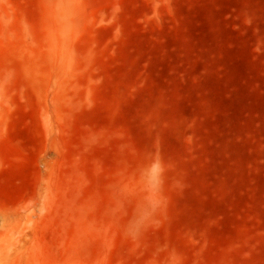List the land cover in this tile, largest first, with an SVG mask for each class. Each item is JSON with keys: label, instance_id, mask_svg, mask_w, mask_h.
<instances>
[{"label": "rangeland", "instance_id": "rangeland-1", "mask_svg": "<svg viewBox=\"0 0 264 264\" xmlns=\"http://www.w3.org/2000/svg\"><path fill=\"white\" fill-rule=\"evenodd\" d=\"M0 264H264V0H0Z\"/></svg>", "mask_w": 264, "mask_h": 264}, {"label": "clouds", "instance_id": "clouds-1", "mask_svg": "<svg viewBox=\"0 0 264 264\" xmlns=\"http://www.w3.org/2000/svg\"><path fill=\"white\" fill-rule=\"evenodd\" d=\"M162 168V164L157 163L155 160H153L147 168V171L149 174L156 173Z\"/></svg>", "mask_w": 264, "mask_h": 264}]
</instances>
